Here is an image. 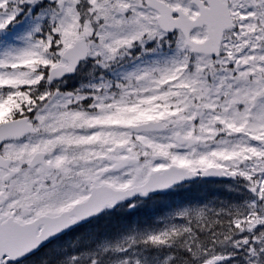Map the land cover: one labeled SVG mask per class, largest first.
<instances>
[{
    "label": "snow or ice",
    "instance_id": "obj_1",
    "mask_svg": "<svg viewBox=\"0 0 264 264\" xmlns=\"http://www.w3.org/2000/svg\"><path fill=\"white\" fill-rule=\"evenodd\" d=\"M0 264H264V0H0Z\"/></svg>",
    "mask_w": 264,
    "mask_h": 264
},
{
    "label": "trees",
    "instance_id": "obj_2",
    "mask_svg": "<svg viewBox=\"0 0 264 264\" xmlns=\"http://www.w3.org/2000/svg\"><path fill=\"white\" fill-rule=\"evenodd\" d=\"M153 211H155V210H153V209H148V210H145V212H143L141 215H142V216H149V215H151V213H152Z\"/></svg>",
    "mask_w": 264,
    "mask_h": 264
}]
</instances>
